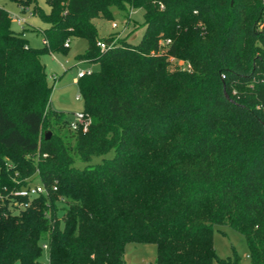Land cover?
I'll list each match as a JSON object with an SVG mask.
<instances>
[{"label":"trees","instance_id":"obj_1","mask_svg":"<svg viewBox=\"0 0 264 264\" xmlns=\"http://www.w3.org/2000/svg\"><path fill=\"white\" fill-rule=\"evenodd\" d=\"M15 1L48 26L32 46L0 5V264H125L127 244L144 242L156 264H240L216 253L224 224L264 264V1ZM125 2L144 9L146 32L102 49L114 37L93 20ZM68 38L99 65L77 81L86 130L50 106L42 56ZM34 179L46 193L16 194Z\"/></svg>","mask_w":264,"mask_h":264},{"label":"rangeland","instance_id":"obj_2","mask_svg":"<svg viewBox=\"0 0 264 264\" xmlns=\"http://www.w3.org/2000/svg\"><path fill=\"white\" fill-rule=\"evenodd\" d=\"M37 4L44 12L50 11V5L47 0H37ZM0 5L5 7L12 16V27L16 31L26 30V37L32 46L43 45V35L41 28L48 26L38 12H32L30 9L22 10L15 0H0ZM112 17L96 18L94 20L100 38L119 37L131 44L139 43L145 32L146 24L144 22V9L142 7H133L125 2L124 6L114 5L112 8ZM18 18L24 20V25L18 23ZM116 22L118 27H113L112 23ZM169 42L163 41V47ZM87 46V42L81 38H72L70 47L66 52L56 51L47 53L42 56L43 62L47 66L50 74V84L52 85L50 106L52 110L58 111L66 115L67 120L74 121L78 113H84V100L80 96V89L74 77L78 75L80 70L91 68L98 70L97 63L84 62L78 58V54L82 53ZM176 61L171 60V67H176ZM181 68H189L185 62H180ZM46 129V128H45ZM114 155L112 149L104 155L93 156L90 163H100L105 158ZM76 166L83 168L86 162L77 160ZM39 181L34 179L31 184L35 185ZM61 204L58 206L60 207ZM60 215V210L57 211ZM214 247L220 258H234L238 256L240 264H251L249 248L245 236L232 228L231 226L215 225L214 226ZM157 246L153 242L129 243L126 246L124 259L125 264H156ZM43 263H48L49 255L47 250H43L41 255ZM15 264H20L16 262ZM214 264H220L215 261Z\"/></svg>","mask_w":264,"mask_h":264},{"label":"built area","instance_id":"obj_3","mask_svg":"<svg viewBox=\"0 0 264 264\" xmlns=\"http://www.w3.org/2000/svg\"><path fill=\"white\" fill-rule=\"evenodd\" d=\"M18 23L24 24L25 22L22 18H18ZM112 26L118 27V24L116 22H113ZM117 38L118 37H114V39L109 44H107L104 41H100L99 45L102 49H105V48L110 47V46H114L117 42ZM70 42H71L70 38L66 39L65 46H69ZM188 67H190V66L188 65ZM92 73H93V70L91 68H88L85 70L82 69L78 72L77 77L80 78V77H83L85 75H90ZM78 97H80V95H78ZM89 124H90V118L88 116H86L84 113H78L75 116V120L73 121L72 126H73V128L82 127L84 130H86L87 127L89 126ZM54 188H56V187H54ZM39 193H46V188L44 187L43 184H40V183H37L35 185H29V186L24 187L23 189L16 192V194L24 195V196H32V195L39 194ZM44 247L46 248L47 245L45 244Z\"/></svg>","mask_w":264,"mask_h":264},{"label":"crops","instance_id":"obj_4","mask_svg":"<svg viewBox=\"0 0 264 264\" xmlns=\"http://www.w3.org/2000/svg\"><path fill=\"white\" fill-rule=\"evenodd\" d=\"M96 19V18H95ZM94 19V20H95ZM94 20H93V22H94ZM95 23V22H94ZM21 25H24V24H21ZM25 29V33H26V30H27V28H24ZM43 43H44V38H43ZM70 44H71V42H70ZM85 62V61H84ZM46 68H47V66H46ZM48 71V70H47ZM49 73V72H48ZM49 77H50V74H49ZM74 80L75 81H78V77L76 76V77H74Z\"/></svg>","mask_w":264,"mask_h":264},{"label":"water","instance_id":"obj_5","mask_svg":"<svg viewBox=\"0 0 264 264\" xmlns=\"http://www.w3.org/2000/svg\"><path fill=\"white\" fill-rule=\"evenodd\" d=\"M226 95H227V94H226ZM50 135H51V131H47V132H46V138H49Z\"/></svg>","mask_w":264,"mask_h":264}]
</instances>
